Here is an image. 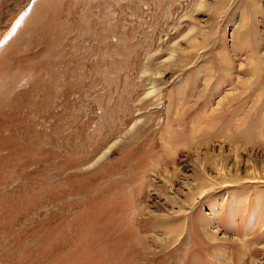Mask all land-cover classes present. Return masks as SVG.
Listing matches in <instances>:
<instances>
[{
  "label": "rangeland",
  "instance_id": "obj_1",
  "mask_svg": "<svg viewBox=\"0 0 264 264\" xmlns=\"http://www.w3.org/2000/svg\"><path fill=\"white\" fill-rule=\"evenodd\" d=\"M0 264H264V0H0Z\"/></svg>",
  "mask_w": 264,
  "mask_h": 264
}]
</instances>
